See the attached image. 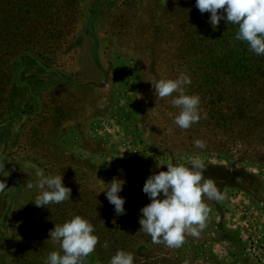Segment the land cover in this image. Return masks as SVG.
Instances as JSON below:
<instances>
[{
	"label": "rangeland",
	"instance_id": "1",
	"mask_svg": "<svg viewBox=\"0 0 264 264\" xmlns=\"http://www.w3.org/2000/svg\"><path fill=\"white\" fill-rule=\"evenodd\" d=\"M76 1L43 0L44 10H24L29 25L14 20L0 27V180L7 187L0 193V264L10 263L24 239L31 210L68 209L80 199L77 194L87 200L92 193L90 198L111 211L114 205L101 190L118 178L125 181L119 195L126 210L118 218L123 225L133 217L139 222L140 209L150 203L142 191L146 178L166 171L168 162L190 166L193 158L206 163L205 178L224 195L220 201L204 198L206 227L198 237L186 232L180 248L140 239L125 251L134 255V264H264V105L252 103L255 112L249 116L260 122L243 129L240 123L246 121L238 118L234 101L253 93L235 87L237 80L219 57L206 61L203 37L188 20L190 1ZM60 3L68 11L57 8ZM67 12L75 16L74 28L52 47L39 42L49 41L43 26L36 33L28 29L35 35L24 45L13 41L40 21L38 14L58 24ZM181 73L190 76L186 92L200 97L206 114L188 129L175 124L179 109L171 98L156 97L149 81ZM104 96L109 102L101 109ZM196 139L206 148H195ZM37 172L62 174L71 199L37 207ZM72 215L56 220L63 223ZM98 249L106 247L96 245L82 264H106Z\"/></svg>",
	"mask_w": 264,
	"mask_h": 264
},
{
	"label": "clouds",
	"instance_id": "2",
	"mask_svg": "<svg viewBox=\"0 0 264 264\" xmlns=\"http://www.w3.org/2000/svg\"><path fill=\"white\" fill-rule=\"evenodd\" d=\"M195 3L201 14L210 13L209 22L213 29L222 19L237 25L235 39L246 42L255 55L264 56V0H195ZM149 81L156 97L161 100L171 98V105L179 109L174 121L179 128L188 129L198 123L202 115H206L200 109V97L186 92V86L192 83L189 75L181 73L174 79L154 78ZM108 102V97L104 96L98 107L103 109ZM193 143L197 149L206 148L203 140L196 139ZM166 165V171L149 175L142 186L150 203L140 209L139 230L150 235L153 243L180 248L186 232L198 237L206 227L209 208L204 198L220 201L224 195L213 179L205 178L206 163L203 160L193 158L190 166L174 165L172 162ZM37 176L39 194L33 200L37 207L56 205L71 199V189L63 184L62 174L44 175L37 172ZM124 183V180L113 178L111 182L104 183L105 187L101 190L109 203L114 205L117 215L126 211L125 198L119 195ZM27 187L31 189L33 184L28 183ZM6 189V182L0 180V193ZM49 238L53 244H59L60 250L51 251L45 264H82V260L94 252L98 243L95 226L80 215H72L63 223L55 224L49 231ZM134 261L132 253L118 250L109 264H134Z\"/></svg>",
	"mask_w": 264,
	"mask_h": 264
},
{
	"label": "trees",
	"instance_id": "3",
	"mask_svg": "<svg viewBox=\"0 0 264 264\" xmlns=\"http://www.w3.org/2000/svg\"><path fill=\"white\" fill-rule=\"evenodd\" d=\"M4 4L0 5V27L7 26L11 21L19 20L23 24L29 25L26 22V13L24 10L29 7H36L37 10L45 8L43 0H3ZM47 2V0H45ZM190 10L189 22L192 28L200 32L205 42V47L207 48L206 61L209 58L217 56L221 59L224 67L229 75H232L237 81L235 87H239V90L244 91L249 88L251 91L248 98L241 99L240 96H236L235 99V109L237 110L238 118H243L246 122L240 123L243 129H249L252 124L260 122L259 118L255 116H249L255 112L254 106L264 105V56H257L252 51L246 42L239 41L235 39L236 33L238 31V26L230 24L222 19L219 25L213 29L210 24V13L201 12L196 7L195 0H189ZM74 2V1H72ZM77 3L78 0L76 1ZM76 3V4H77ZM57 8L61 7L63 10H67L65 5L62 3L57 4ZM55 10L59 13L61 10ZM74 8V6H72ZM222 12L223 10H218ZM71 14V13H70ZM38 14L37 18H40L38 23H32V28H27L24 30L23 34L16 36L13 41H19L16 44L24 45L28 38L34 36L29 30L36 31L40 26L49 28L47 33L49 35V41L41 39L40 43H46L48 45H54L59 43L58 38L65 34V30L68 28H74V14L72 18H69L68 12L67 16H63V21L50 22L49 18ZM57 15V14H56ZM226 15V14H225ZM25 16L24 19H21ZM67 17V18H66ZM8 21V22H7ZM7 22V23H6ZM29 29V30H28ZM20 61V58H18ZM228 66V67H227ZM225 72V71H224ZM237 94V92H236ZM9 107L16 108V106L11 105ZM23 106L16 110V113L23 111ZM252 129V128H251ZM255 129H262L256 128ZM264 131V129H262ZM261 131V130H260ZM89 198L87 200H82L81 195L77 194L79 200H75L71 203V208L62 209L61 206L57 205L52 208L51 211L45 212L44 210L36 209V211L31 210L26 216L27 224L23 228V237L21 243L17 246L16 252L12 255L9 264H45V260L48 254L58 249V244H53L49 238V231L54 228L55 224H61L56 219L59 218L63 220L65 215L70 211L75 213V215H80L88 219L95 226V235L98 238L97 246L101 248L106 247V250H99L100 259L102 262L109 264L112 257V253H116L118 250H127L139 246L142 243L154 246L155 243L148 238V236H142L138 233L137 229L140 228V223L135 222L133 217L130 224L123 225L119 215L115 217L112 216L114 209L110 211V206L100 203L99 199ZM124 197V196H122ZM129 206V205H128ZM131 206V205H130ZM127 209H131V207ZM131 212V211H130ZM136 213L137 211H133ZM124 216V215H123ZM55 218L54 220H51ZM25 225V223H24ZM9 227V226H8ZM142 233H144L142 231ZM146 234V233H144ZM148 235V234H146ZM145 237V238H143ZM11 239V238H10ZM141 239V242H140ZM9 239L6 240V248H8ZM9 257V256H8ZM0 258H3L0 256Z\"/></svg>",
	"mask_w": 264,
	"mask_h": 264
}]
</instances>
